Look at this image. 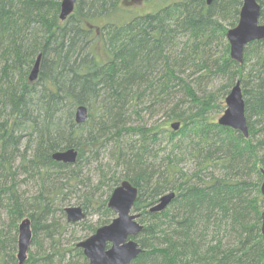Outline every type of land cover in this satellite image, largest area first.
I'll use <instances>...</instances> for the list:
<instances>
[{
    "label": "trees",
    "instance_id": "obj_1",
    "mask_svg": "<svg viewBox=\"0 0 264 264\" xmlns=\"http://www.w3.org/2000/svg\"><path fill=\"white\" fill-rule=\"evenodd\" d=\"M256 1L264 23V0ZM60 2L0 0V264H18L24 218L35 250L23 264H87L63 236L90 215L100 217L85 235L111 222L107 202L124 180L138 190L133 212L143 225L133 238L142 252L130 264H264V40L249 43L241 63L226 40L242 1L161 0L123 23L111 20L121 0H76L64 21ZM97 19L105 21L93 33ZM98 35L106 61L96 56ZM219 75L222 96L238 76L248 137L212 114L218 97L202 83ZM80 105L88 114L77 124ZM69 148L75 163L52 159ZM108 148L118 168H99L91 186L82 168ZM77 192L85 218L61 222ZM169 192V205L150 211Z\"/></svg>",
    "mask_w": 264,
    "mask_h": 264
},
{
    "label": "water",
    "instance_id": "obj_2",
    "mask_svg": "<svg viewBox=\"0 0 264 264\" xmlns=\"http://www.w3.org/2000/svg\"><path fill=\"white\" fill-rule=\"evenodd\" d=\"M242 6L237 24L228 29L226 40L229 44V55L232 60L241 63L244 50L249 43L264 40V23L260 22V6L256 0H241ZM209 5L212 0H206ZM76 0H61L59 18L64 21L73 12ZM40 55L37 56L29 74V81L38 77ZM88 110L85 106H77L74 120L82 124L87 120ZM223 127H229L240 132L244 137L249 136L247 119L245 116L244 99L241 84L236 81L225 97V109L217 119ZM176 131L180 122L171 123ZM78 152L74 148L56 151L52 159L65 164H73L77 160ZM262 182L260 193L264 198V169L261 170ZM138 197V190L128 180L116 186L107 202L115 217L83 241L76 244L87 259V264H130L142 252L141 247L133 239L143 229L138 222L139 215L133 213V207ZM175 192L162 195L150 211H163L174 199ZM68 223H78L85 218L80 206H70L64 209ZM261 232L264 235V211L261 213ZM32 240L29 218H24L18 225L17 254L18 264H23Z\"/></svg>",
    "mask_w": 264,
    "mask_h": 264
},
{
    "label": "rangeland",
    "instance_id": "obj_3",
    "mask_svg": "<svg viewBox=\"0 0 264 264\" xmlns=\"http://www.w3.org/2000/svg\"><path fill=\"white\" fill-rule=\"evenodd\" d=\"M161 2V0H121L120 4H119V8L120 11L118 12V14L112 18L111 20H113L112 22H119V23H123V22H127L129 21L133 16L136 15H143L145 13H149V12H154L156 11V9L158 8V6H155L156 3ZM105 21V20H104ZM102 19H97L95 20V22L93 23V33L96 30V26L98 24H102L104 22ZM96 25V26H95ZM98 25V26H100ZM230 29V28H229ZM98 39L95 42V51H96V56L98 57V59L100 61H106L107 59V55L105 52V47L103 46V41L100 38V36H97ZM221 48L218 47L216 51H220ZM187 74H193L194 73V69H190V70H186ZM198 76V75H197ZM194 76V77H197ZM238 76H235L234 78V82L238 81ZM225 83L224 78H222L220 75L218 77H212L210 79H206V81H203L202 86L207 87L209 90H211L212 92H214L216 94V96L218 97V104H219V108L213 110L212 114L214 115V117L216 119H218L224 109H225V97L226 95L222 96V91L220 90V86ZM144 119H148V117L146 116ZM161 118L159 117H154L153 119H151V121H158L161 122ZM133 121H137L136 118H133ZM112 149L108 148V153L101 154L98 158L97 161H92L89 165H87V167H83L82 168V173L81 175L84 177V179H89V183L92 186H95L98 180V175L100 173V169H103L104 171H112L116 168H118L117 166H115L114 161L112 159V155H110ZM110 152V153H109ZM189 164H192L193 166V162L191 160L187 161V164H183V168H185V170L187 171V169H189ZM189 173H191V171H189ZM69 196V195H68ZM79 196V193H74L73 196H70L71 202L66 205V207H70V206H78L76 205V201L75 199ZM107 197V193L104 195L103 199H105ZM65 207V208H66ZM134 214L139 213V212H133ZM86 216V215H85ZM100 217V215H90L88 217H86V219L84 220L86 225H76V227L72 228H68L67 231L65 232V235L63 236V242L65 243H69V241H67V239L69 240H73L74 243H79L81 241H83L84 239H86L88 236H90L91 234L86 233L84 230H87L85 228V226L87 227L88 225H91L92 227L96 226V221L97 219ZM4 220V214L1 215V219H0V227L2 225V221ZM60 220V219H59ZM62 221H66V217L64 216V218ZM31 251H34L35 248L34 247H30Z\"/></svg>",
    "mask_w": 264,
    "mask_h": 264
}]
</instances>
